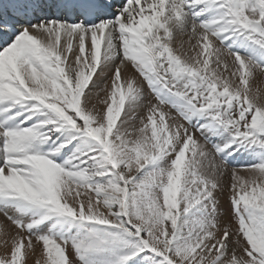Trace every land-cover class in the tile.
Listing matches in <instances>:
<instances>
[{
	"label": "snow or ice",
	"instance_id": "6c2138e0",
	"mask_svg": "<svg viewBox=\"0 0 264 264\" xmlns=\"http://www.w3.org/2000/svg\"><path fill=\"white\" fill-rule=\"evenodd\" d=\"M257 74L264 0H0V264H264Z\"/></svg>",
	"mask_w": 264,
	"mask_h": 264
},
{
	"label": "bare ground",
	"instance_id": "6f19581e",
	"mask_svg": "<svg viewBox=\"0 0 264 264\" xmlns=\"http://www.w3.org/2000/svg\"><path fill=\"white\" fill-rule=\"evenodd\" d=\"M139 82H140V78H137V83H139ZM107 83H108L109 88H110V84H111L110 79L107 81ZM252 86L254 89H258L262 98H264V79L261 76H259L257 74L255 80L252 82ZM101 96H102V98L105 97L106 93H101ZM98 107L103 108V105L102 104L98 105ZM164 111L167 112L168 110L164 109ZM139 127H140V124H139V121H137V123H136L137 130ZM4 224H6V221L4 220L3 216H0V225H4ZM8 231L10 234H14V230L11 227L8 228ZM0 239H2V237H0ZM10 247H11V245L9 244V251H10ZM4 254L5 253H4L3 247H0V256H3ZM38 258L42 260L41 257L37 256V251H36V254L34 256H32L31 258H29L28 264H36V260Z\"/></svg>",
	"mask_w": 264,
	"mask_h": 264
},
{
	"label": "rangeland",
	"instance_id": "374dc122",
	"mask_svg": "<svg viewBox=\"0 0 264 264\" xmlns=\"http://www.w3.org/2000/svg\"><path fill=\"white\" fill-rule=\"evenodd\" d=\"M259 76H261L263 79H264V75H260L258 74ZM225 208H228V204L227 202L225 201ZM36 251H37V256L41 257V246L40 245H36Z\"/></svg>",
	"mask_w": 264,
	"mask_h": 264
}]
</instances>
